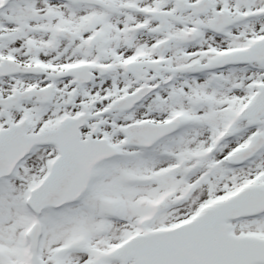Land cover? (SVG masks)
Returning <instances> with one entry per match:
<instances>
[{
    "label": "snow or ice",
    "instance_id": "1",
    "mask_svg": "<svg viewBox=\"0 0 264 264\" xmlns=\"http://www.w3.org/2000/svg\"><path fill=\"white\" fill-rule=\"evenodd\" d=\"M0 264H264V0H0Z\"/></svg>",
    "mask_w": 264,
    "mask_h": 264
}]
</instances>
